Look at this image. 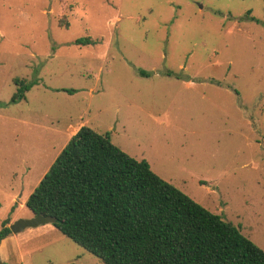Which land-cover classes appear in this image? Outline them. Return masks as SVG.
Wrapping results in <instances>:
<instances>
[{
	"label": "rangeland",
	"instance_id": "obj_1",
	"mask_svg": "<svg viewBox=\"0 0 264 264\" xmlns=\"http://www.w3.org/2000/svg\"><path fill=\"white\" fill-rule=\"evenodd\" d=\"M16 79L34 85L13 103ZM83 126L264 250V0H0V230L34 217ZM0 248L3 264H103L52 224Z\"/></svg>",
	"mask_w": 264,
	"mask_h": 264
},
{
	"label": "trees",
	"instance_id": "obj_2",
	"mask_svg": "<svg viewBox=\"0 0 264 264\" xmlns=\"http://www.w3.org/2000/svg\"><path fill=\"white\" fill-rule=\"evenodd\" d=\"M15 84L13 103L34 85ZM26 207L53 216L59 232L103 264H264V250L239 227L115 146L110 133L87 126L72 136ZM9 224L2 222L0 242L12 234Z\"/></svg>",
	"mask_w": 264,
	"mask_h": 264
},
{
	"label": "water",
	"instance_id": "obj_3",
	"mask_svg": "<svg viewBox=\"0 0 264 264\" xmlns=\"http://www.w3.org/2000/svg\"><path fill=\"white\" fill-rule=\"evenodd\" d=\"M55 222L56 219L53 216L39 214V215H34V217L31 219L15 221L13 224L9 226V228L12 234H20L27 229H34L48 224L54 225ZM0 264H3L1 259H0Z\"/></svg>",
	"mask_w": 264,
	"mask_h": 264
},
{
	"label": "crops",
	"instance_id": "obj_4",
	"mask_svg": "<svg viewBox=\"0 0 264 264\" xmlns=\"http://www.w3.org/2000/svg\"><path fill=\"white\" fill-rule=\"evenodd\" d=\"M2 248H0V251H1Z\"/></svg>",
	"mask_w": 264,
	"mask_h": 264
}]
</instances>
